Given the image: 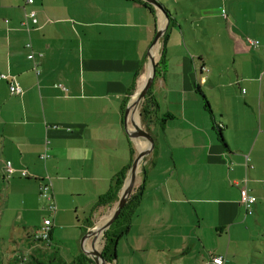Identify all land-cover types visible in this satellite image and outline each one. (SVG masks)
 <instances>
[{"label": "crops", "instance_id": "crops-1", "mask_svg": "<svg viewBox=\"0 0 264 264\" xmlns=\"http://www.w3.org/2000/svg\"><path fill=\"white\" fill-rule=\"evenodd\" d=\"M33 1L0 0V181L7 192L1 210L17 202L23 225L31 227L32 252L48 253L68 234L82 243L117 206L99 203L116 192L132 149L139 151L124 106L147 78L148 53L167 21L144 0ZM193 2L189 13L179 6L181 16L159 3L171 22L155 53L161 63L150 93L155 146L137 180L142 203L112 264H213L216 256L225 264L251 257L253 264L260 252L241 255L253 222L240 191L247 179L258 199L253 211L264 208V0ZM31 12L37 24L27 19ZM14 83L21 95L11 93ZM215 125L223 126L226 146ZM7 162L16 170L11 177ZM46 182L55 214L41 197ZM37 216L43 220L33 221ZM47 218L50 241L37 242L33 232ZM100 243L89 241L88 251L95 254ZM80 252L73 261L84 254L82 244Z\"/></svg>", "mask_w": 264, "mask_h": 264}, {"label": "rangeland", "instance_id": "rangeland-1", "mask_svg": "<svg viewBox=\"0 0 264 264\" xmlns=\"http://www.w3.org/2000/svg\"><path fill=\"white\" fill-rule=\"evenodd\" d=\"M155 1L158 3H160V1H165L170 7V11H172L174 14H176L178 11L180 16L182 14L179 9L180 5L185 7L186 13H189L190 10L194 8L193 0ZM181 1L183 3H181ZM163 8L165 10H169L165 7ZM182 25L185 28L184 32L188 35V37H191L188 24L183 21ZM158 47L159 45L157 46V48ZM156 49L153 54L156 53ZM145 80L146 77L144 76L143 81ZM138 108L139 109H137V107L134 108V110L136 111L134 114L133 124L141 125V127L145 129L141 119L142 104ZM1 183L2 182L0 181V264H38L37 260L45 263L48 262V260L51 258V253L54 254L53 256L58 255L66 262L71 264L74 256L81 253V241L78 242V239L75 236L68 234L65 237H62L60 240L53 241L52 244H49L50 247H47V249H49L48 253L42 249L38 250L37 252H32V247L34 245L30 244L32 238L28 235L27 231L31 229V227H26V225H23L24 219H22V209L20 205H18L17 202H12V204L9 205V208L7 207L6 211L3 210L2 214L1 206L3 205L4 199H6L7 192L4 190V184ZM39 200L45 203L43 199L39 198ZM258 211L254 209L252 216L249 217V219L253 222L251 231L248 233L251 236V238H248L250 243L242 244L240 246V251L242 252L241 255H243V252H248L250 250L260 251H256L255 259H253V264H264V208H258ZM106 212L107 211H105V213ZM105 219L103 221H105ZM40 220H43V216H37L33 219V221L35 222ZM257 220H259V222H256ZM99 239H101L99 251H103L105 245V236L103 238V241L101 236L92 237L90 240L91 245L97 246ZM210 246L214 250L217 247V245L215 244H211ZM251 260V257L248 259V262L247 259H244V261L240 262V264H249Z\"/></svg>", "mask_w": 264, "mask_h": 264}, {"label": "water", "instance_id": "water-1", "mask_svg": "<svg viewBox=\"0 0 264 264\" xmlns=\"http://www.w3.org/2000/svg\"><path fill=\"white\" fill-rule=\"evenodd\" d=\"M146 3H148L149 5L159 9V10H163V14L165 16L166 19V25L164 27H162L161 29L158 30L156 37L151 45V49L148 53V57H149V61H150V73L148 74L146 81L143 85V87L141 88V90L138 92H136L134 94V96L131 98L130 103L127 106L126 112H125V126H126V130L127 133L129 135V137L135 141L137 139L141 140L145 143H148L151 145V147L148 148H144L142 150L138 151V154L136 155L132 166L130 168V171L128 173V176L125 180L124 186L121 190V194L119 197V201L117 203V206L115 208V210L112 212L109 220L103 225L102 227V231L104 232V236L106 234V232L112 227V225L116 222V220L119 218V216L121 215L122 211L124 210L125 206L127 205L130 197L132 196L136 185H137V180L140 174V168H141V164L143 163V161L145 160V158L152 152L154 146H155V141L153 139V137L151 136V134L146 131L143 127H141V125H137V124H133L135 131H131L129 129V122H130V111L131 108L134 106H140L147 94L149 93V91L151 90L153 83L155 81L156 78V74H157V64L158 61L155 59V57L153 56V51L155 49V47L157 45H159V43L163 40L169 26H170V22H171V18L170 15L167 11H165V9L155 0H144ZM101 226L100 225H95L93 227H91L88 231L87 234L84 236L83 240H82V247H83V253L88 256L89 258H91L95 264H108V262L106 261V259L103 256V251H97V258H92L87 251L84 249V245L86 242L89 241V239L95 234V231Z\"/></svg>", "mask_w": 264, "mask_h": 264}, {"label": "trees", "instance_id": "trees-1", "mask_svg": "<svg viewBox=\"0 0 264 264\" xmlns=\"http://www.w3.org/2000/svg\"><path fill=\"white\" fill-rule=\"evenodd\" d=\"M145 6H147L149 10L154 14V8L151 5H149L148 3H145ZM160 64L161 63L157 64V74L159 71ZM150 93H151V90L147 94L142 104V110H141L142 123L145 127V130L148 132H150V123L152 121V115H153L154 108H156L157 106L156 103H152V100L150 99ZM133 95L134 93L130 96L129 100H131ZM129 100L124 106V112H126V108H127V104L129 103ZM205 107L208 111H211L210 106L206 100H205ZM167 119H171V117L168 116ZM215 126L220 135L221 141L226 146L221 129L219 128V126L217 125ZM131 156H132L131 165L125 170L124 173L120 175V177L116 181V192L113 195L107 196L104 199H102L101 202L99 203V207L107 206L109 204L113 205L114 203L119 201V193L124 186L127 172L130 170L132 163L136 157V151L134 149H132L131 151ZM143 193H144L143 186L138 187L133 192L132 196L130 197L121 215L105 234V245L103 249V256L108 262V264H112V262L116 259L117 245L119 241L125 235H127L130 231L131 224H132V218L142 203ZM103 238H104V235H103ZM37 263L38 264H68L61 257H57V256L51 257L48 260V262H45V263H42L41 261L37 260ZM71 264H95V262L91 258L87 257L85 254H81L79 257L75 258Z\"/></svg>", "mask_w": 264, "mask_h": 264}, {"label": "built area", "instance_id": "built-area-1", "mask_svg": "<svg viewBox=\"0 0 264 264\" xmlns=\"http://www.w3.org/2000/svg\"><path fill=\"white\" fill-rule=\"evenodd\" d=\"M33 2H34L33 0H29L30 4H32ZM27 19H32L34 24L38 23L37 15L35 12L28 13ZM248 42L251 46H253L255 48H258L260 46L259 41L249 40ZM27 48L30 50L33 49L31 44H28ZM35 57H36V55H35L34 51H31V53L29 55V60H33L35 62V60H36ZM35 70L39 73L37 64L35 66ZM1 79H7V76L3 75L1 77ZM10 91L13 95H21L23 93L21 87L17 83H14L11 85ZM219 128L223 129V126H219ZM48 157H49L48 155H44L43 159H47ZM5 170L7 172L8 177H11L16 172V170L14 169L12 164L9 162L6 163ZM22 176L27 178L30 176V174L28 173V171L23 170ZM240 192H241L240 202H241L242 206L245 208L246 215L247 216L252 215L253 214V208L257 204L258 199H257V197H255L251 194V191L247 187V179H245L244 184H243ZM41 197L49 202L48 209L52 214H55L57 212V205L55 202L53 185L51 182H46L42 185ZM52 229H53L52 219L51 218L45 219L42 226L33 232L34 240L37 242H41V243L49 242L50 238H51ZM225 262H226L225 258L222 256L213 257V261H212L213 264H225Z\"/></svg>", "mask_w": 264, "mask_h": 264}, {"label": "bare ground", "instance_id": "bare-ground-1", "mask_svg": "<svg viewBox=\"0 0 264 264\" xmlns=\"http://www.w3.org/2000/svg\"><path fill=\"white\" fill-rule=\"evenodd\" d=\"M165 26V25H164ZM158 46V45H157ZM156 46V47H157ZM156 47H155V49H156ZM155 49H154V51H155ZM153 51V52H154ZM153 56L155 57V53L153 54ZM149 62V61H148ZM148 67V66H147ZM148 71H147V73L149 74L150 73V65H149V67H148V69H147ZM146 81V80H145ZM145 81H143V83L141 84V87H140V90H141V88L143 87V85H144V83H145ZM140 90H138V92L140 91ZM137 92V91H136ZM135 107H137V109H139L138 107L139 106H134V107H132L131 108V111H130V114H131V112H133L132 110L135 108ZM138 121V120H137ZM140 121V120H139ZM133 124V123H132ZM129 129L131 130V131H135V128L134 129H132L131 127H130V125H129ZM135 143H137L138 144V147H139V150H142L143 148H145V144H144V142L143 141H141V140H139V139H137V140H135ZM147 145V144H146ZM149 145H147V147H148ZM109 220V219H108ZM103 227V226H102ZM102 227H101V229H97L96 231H95V234L92 236V237H95V236H101V238H102V241H103V235H104V232L102 231ZM91 237V238H92ZM91 238L89 239V241L91 240ZM101 240V239H100ZM89 241L87 242V243H85V250L87 251V253L92 257V258H97V253H95V254H91L89 251H88V243H89Z\"/></svg>", "mask_w": 264, "mask_h": 264}]
</instances>
